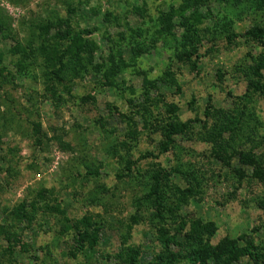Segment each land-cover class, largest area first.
Segmentation results:
<instances>
[{
	"label": "rangeland",
	"instance_id": "374dc122",
	"mask_svg": "<svg viewBox=\"0 0 264 264\" xmlns=\"http://www.w3.org/2000/svg\"><path fill=\"white\" fill-rule=\"evenodd\" d=\"M197 1L0 0V264H251L189 258L225 237L264 255V2Z\"/></svg>",
	"mask_w": 264,
	"mask_h": 264
},
{
	"label": "trees",
	"instance_id": "16d2710c",
	"mask_svg": "<svg viewBox=\"0 0 264 264\" xmlns=\"http://www.w3.org/2000/svg\"><path fill=\"white\" fill-rule=\"evenodd\" d=\"M197 1V0H195ZM203 1V0H202ZM264 2V0H262ZM198 2V1H197ZM261 5V4H260ZM195 3L192 2L191 7H194ZM60 35L62 39L69 41L71 44H77L75 46L76 48H83L85 45H87V39L86 36L80 32V31H70L66 29L64 32H61ZM246 35L252 38L253 40H260L264 39V29L261 28H254L250 29L246 32ZM263 42V41H262ZM259 64L255 67L254 71L256 72V75L258 78L263 77L262 74L258 71V69L264 70V55L259 59ZM249 85L252 87V90L262 92L264 91V83H261L256 80L249 81ZM166 138L170 140L169 134L170 131H166ZM166 148V146H165ZM161 174V173H160ZM165 176H156L154 179V188L158 189L160 184L163 182V178ZM76 237L74 238V241L78 246L83 247L84 244H87L89 248H92L95 246V244L98 242V232L99 229L94 226L93 229L90 227L87 221H82L76 225ZM214 226L210 223L202 224L200 222H194L191 224L190 229V239L198 237L200 232L207 231L209 234L213 233ZM163 237V235H162ZM161 236L159 238H162ZM250 245V243H249ZM249 245H245L244 247H238L237 240L231 239L229 237H225L220 245H218L216 248L210 250H206L204 247H199L197 249L191 250V253L189 254V258L191 261H202L206 258L207 255L212 254L215 256V259L220 260V258L224 255L228 257V260H237L240 255L247 254L249 259L251 260V264H264V255L262 253H257L251 250ZM79 247V248H80ZM170 256H173V253L169 252ZM123 255L122 261L125 264H140L137 263V251L135 249L129 248V251L121 254Z\"/></svg>",
	"mask_w": 264,
	"mask_h": 264
}]
</instances>
